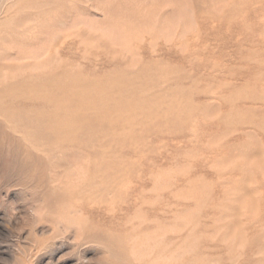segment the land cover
Returning <instances> with one entry per match:
<instances>
[{"label":"rangeland","instance_id":"374dc122","mask_svg":"<svg viewBox=\"0 0 264 264\" xmlns=\"http://www.w3.org/2000/svg\"><path fill=\"white\" fill-rule=\"evenodd\" d=\"M0 264H264V0H0Z\"/></svg>","mask_w":264,"mask_h":264}]
</instances>
